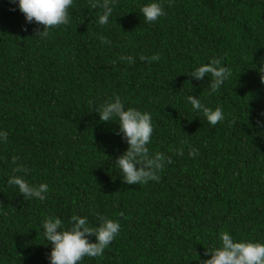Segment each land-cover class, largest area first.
Masks as SVG:
<instances>
[{"label":"trees","instance_id":"1","mask_svg":"<svg viewBox=\"0 0 264 264\" xmlns=\"http://www.w3.org/2000/svg\"><path fill=\"white\" fill-rule=\"evenodd\" d=\"M144 2L114 0L101 25L103 0H72L69 23L41 37L42 25L0 0V264H48L47 214L119 221L102 254L79 264H199L223 230L264 241V0H160L152 22ZM212 58L231 71L215 92L208 75L187 73ZM190 92L225 118L208 123ZM117 94L151 113L150 152L170 158L158 180L127 184L113 164L127 143L95 106ZM14 156L29 182L48 183L43 201L7 184Z\"/></svg>","mask_w":264,"mask_h":264},{"label":"clouds","instance_id":"2","mask_svg":"<svg viewBox=\"0 0 264 264\" xmlns=\"http://www.w3.org/2000/svg\"><path fill=\"white\" fill-rule=\"evenodd\" d=\"M13 2L23 13L26 23L35 22L42 25V29L36 32L41 37L48 36L50 27L69 23L68 8L72 0H13ZM113 3L114 0H103V3L99 4L102 9L97 18L99 24L105 25L109 22L113 13ZM92 6H97L96 0H93ZM139 11L146 22L156 21L164 15L160 0H145ZM141 59L159 60V54L141 56ZM257 71L260 82L264 84V58L260 60ZM187 73L196 80L208 75L212 92H215L231 75L230 69L220 65L215 58L192 67ZM185 101L195 113L202 114L212 125L225 118L221 106H207L191 92L186 95ZM95 110L99 120L116 121L119 133L126 140L127 148L115 157L113 163L119 168L123 181L127 184H138L158 180L165 161L170 158L160 151L150 152L148 144L153 132L151 113L133 106L125 107L118 94L95 106ZM256 123L264 127V111L257 116ZM7 138L8 132L0 129V142L6 141ZM12 161L13 174L7 177V184L16 186L24 198L43 201L49 191L48 183L29 182L25 178L28 171L26 165L18 162L15 156ZM41 225L43 238L50 244L46 255L48 264H79L86 256H99L121 228L118 220L103 214L97 216L95 224H90L86 215L73 213L69 217V222L65 224L59 216L47 214L42 218ZM89 234H94L95 238L89 239ZM218 240V246L211 250L205 249L204 257L198 258L199 264H264V241L250 238L235 239L227 230L218 234Z\"/></svg>","mask_w":264,"mask_h":264}]
</instances>
